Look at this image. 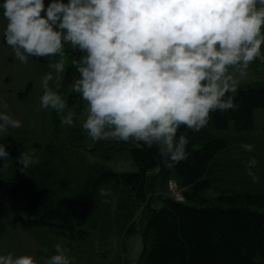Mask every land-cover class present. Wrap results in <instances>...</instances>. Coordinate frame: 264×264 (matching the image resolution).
<instances>
[{
  "label": "clouds",
  "instance_id": "1",
  "mask_svg": "<svg viewBox=\"0 0 264 264\" xmlns=\"http://www.w3.org/2000/svg\"><path fill=\"white\" fill-rule=\"evenodd\" d=\"M3 36L17 60L52 57L40 80V107L66 108L53 88L65 72V48L81 53L72 92L87 102L82 128L93 141L161 145L171 163L187 159L183 125L199 132L210 113L235 110L238 86L253 61H264V0H3ZM75 113L62 121L69 126ZM18 127L0 112V128ZM247 152L254 145L244 144ZM6 145L0 159L6 161ZM20 171L34 164L30 151ZM255 157L246 164L254 183ZM45 264H73L69 249L54 245ZM0 264H38L31 255H0Z\"/></svg>",
  "mask_w": 264,
  "mask_h": 264
},
{
  "label": "trees",
  "instance_id": "2",
  "mask_svg": "<svg viewBox=\"0 0 264 264\" xmlns=\"http://www.w3.org/2000/svg\"><path fill=\"white\" fill-rule=\"evenodd\" d=\"M45 58L35 57L37 65L48 64L50 59ZM235 103V110L211 112L203 129L252 130L255 111H264V82L238 88ZM196 133L183 125L178 129V137L185 134L189 139V155L179 163H171L154 145L100 141L90 155L100 156L101 160L88 168L82 189L68 203L50 189L48 181L54 171L45 164L47 160H35L25 173L20 171L22 165L9 157L2 184L11 200L26 204L25 214L18 213L23 227L46 228L64 238L81 236L85 240L87 232L81 227L95 209L99 189L120 178L129 187L131 205L141 216V225L145 224L142 237L146 249L138 264H261L258 259L264 260V195L213 194L208 167L227 143L213 140L195 148L191 139ZM68 146L77 148L71 141ZM124 151L130 152L136 171L118 173L106 167L104 161L111 158L110 153ZM11 160L15 161L13 165L9 164ZM172 179L183 187L184 202L177 201L167 190L165 183ZM159 185L164 192H160ZM136 225L134 222L128 231Z\"/></svg>",
  "mask_w": 264,
  "mask_h": 264
},
{
  "label": "rangeland",
  "instance_id": "3",
  "mask_svg": "<svg viewBox=\"0 0 264 264\" xmlns=\"http://www.w3.org/2000/svg\"><path fill=\"white\" fill-rule=\"evenodd\" d=\"M49 2L50 0L45 2L46 6ZM72 49L70 46L65 48L66 51ZM47 58L50 60L59 59V57H46L45 59ZM64 59L65 72L56 84L50 86L65 99V110L58 114L55 110L40 107V96L43 93L40 80L50 71L48 64L38 65L39 71L36 70V74L35 71L32 72L28 69L26 85L29 81L34 80V86L30 83L26 89H24L25 87L24 90L22 89V94H27L24 106H11L12 110L4 111L16 120L19 126L0 128V145H6L9 157L16 160L25 150L30 151L34 161L47 160L45 164L52 168V172L54 171L52 179L48 181L50 189L59 196L62 202L68 203L82 189L88 168L101 159L100 156L90 155L91 150L100 141H93L82 128L87 114V102L82 100L80 114L76 120L75 126L79 132H73V129L68 128L72 127L73 124L69 126L62 123L68 114L75 113L78 109V104H73L69 97L72 94V85L79 73L75 71V74L67 77L73 61H76L77 58L76 55L66 52ZM257 59L250 65L248 77L240 83L238 88H247L252 84L264 82V79L262 80V66L258 64L260 65L258 68V65L255 64ZM21 98L24 99L23 96ZM70 141L78 147L71 149L68 146ZM154 146L162 149L161 145L154 144ZM201 146L203 145L200 143L194 145L195 148ZM110 155L111 158L104 161L106 167L118 173L132 172L138 169L129 151L114 152ZM14 163L13 160L9 161L10 165ZM146 172L152 174L153 171L147 170ZM117 181H111L99 189L96 195L95 209L88 217L85 225L81 227L87 232L84 236L85 240H82L81 236L76 237V239L64 238L46 228L33 230L44 245L43 255L46 256V260L55 254L54 245L61 243L62 246L69 249L68 255L72 258L73 264H138L144 247L142 229L145 224L142 223L141 225V216L138 217L137 209L131 205L132 194L128 190L129 187L123 185L124 181H120V178ZM165 185H167V190L171 196L177 201H185L182 196L183 187L179 185L176 179L170 180ZM159 190L164 192L160 185ZM21 204L26 205L25 203ZM21 204L18 209L24 213L25 210ZM134 222L138 225L129 232L128 229L132 227ZM258 261L264 264L263 259H258Z\"/></svg>",
  "mask_w": 264,
  "mask_h": 264
},
{
  "label": "crops",
  "instance_id": "4",
  "mask_svg": "<svg viewBox=\"0 0 264 264\" xmlns=\"http://www.w3.org/2000/svg\"><path fill=\"white\" fill-rule=\"evenodd\" d=\"M3 0H0L2 3ZM6 22L0 19V111H10L11 106H24L27 94H22L26 85L28 69L38 70L35 57H29L27 63L16 59L13 50L6 44L3 31ZM264 53V46H262ZM255 64L262 66L264 79V61L257 59ZM258 65V68L259 66ZM29 71V72H30ZM39 71V70H38ZM23 89V90H24ZM24 97V99L21 98ZM192 143L205 145L213 140H222L228 146L218 152L208 167V177L214 194H262L264 195V111L254 113V128L250 131H219L205 128L192 136ZM204 143V144H203ZM252 144L254 150L247 152L242 145ZM258 161L253 169L258 182L254 183L248 175L246 164L250 158ZM6 166L0 159V255L13 253L16 256L31 255L38 264H45L44 245L33 230L26 229L18 219L20 204L8 196L7 188L2 184ZM161 205L158 203V206ZM22 208H24V205ZM26 211V210H25ZM24 211V212H25ZM49 235V234H40ZM52 235V234H51ZM48 259V258H47Z\"/></svg>",
  "mask_w": 264,
  "mask_h": 264
},
{
  "label": "water",
  "instance_id": "5",
  "mask_svg": "<svg viewBox=\"0 0 264 264\" xmlns=\"http://www.w3.org/2000/svg\"><path fill=\"white\" fill-rule=\"evenodd\" d=\"M66 52H69V53L72 54V55H76V56H77V59H76L77 62L80 60V57H81V55H82L81 53H79L78 51H76V50H74V49L69 50V51H66ZM73 70H74V68H73V65H72V67H71V68L69 69V71H68V75H67V77H69V76L72 74ZM72 98H73V94L70 95L69 100H70L73 104H75V102H73ZM80 101H81V104H82V99H81V98H80ZM80 108H81V107H80ZM79 114H80V110H79V112L77 113V116H78ZM76 120H77V118L75 117V118H74V122H73V126H75V124H76ZM145 249H146V246L144 245L142 255L144 254ZM142 255H141V256H142Z\"/></svg>",
  "mask_w": 264,
  "mask_h": 264
},
{
  "label": "flooded vegetation",
  "instance_id": "6",
  "mask_svg": "<svg viewBox=\"0 0 264 264\" xmlns=\"http://www.w3.org/2000/svg\"><path fill=\"white\" fill-rule=\"evenodd\" d=\"M65 53H66V50H65ZM76 58H77V56H76ZM76 72H75V69L73 70V72H72V75L73 74H75ZM72 94H73V98H72V100H73V102H75V105H77L78 104V109L76 110V112H75V116H74V118L76 117V118H78V116H77V113L79 112V110H80V107H81V101H80V96H79V94H75V93H73L72 92ZM70 129H73V132H79L77 129H76V126H72ZM73 145H75V143L73 142ZM76 146V145H75ZM76 147H78V146H76Z\"/></svg>",
  "mask_w": 264,
  "mask_h": 264
}]
</instances>
